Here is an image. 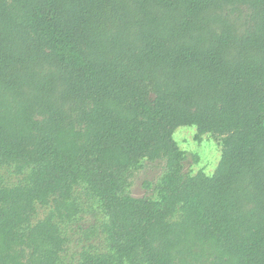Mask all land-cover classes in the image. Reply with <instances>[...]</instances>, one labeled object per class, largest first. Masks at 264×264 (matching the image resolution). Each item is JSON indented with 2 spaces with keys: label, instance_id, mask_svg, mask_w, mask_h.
Instances as JSON below:
<instances>
[{
  "label": "trees",
  "instance_id": "trees-1",
  "mask_svg": "<svg viewBox=\"0 0 264 264\" xmlns=\"http://www.w3.org/2000/svg\"><path fill=\"white\" fill-rule=\"evenodd\" d=\"M184 125L223 137L211 175L184 173ZM158 159L156 198L133 196ZM11 165L31 173L0 179V264H61L80 184L105 247L74 264H264V0H0Z\"/></svg>",
  "mask_w": 264,
  "mask_h": 264
},
{
  "label": "rangeland",
  "instance_id": "rangeland-1",
  "mask_svg": "<svg viewBox=\"0 0 264 264\" xmlns=\"http://www.w3.org/2000/svg\"><path fill=\"white\" fill-rule=\"evenodd\" d=\"M174 139L186 156L184 161L185 174L195 175L201 171L211 175L215 171L221 156L223 137L207 133L197 138V127L184 125L175 130ZM165 169L164 159L156 161L143 160L140 167L131 176L132 195L135 197L156 198V185ZM30 173L28 167L20 174L16 172L14 165L0 167V179L9 187L26 183ZM77 188V195L80 196L77 213L70 218L65 214L60 215V213H57L55 218V221L67 229L68 236L61 264L76 263L80 259L81 253L90 246L98 250H104L105 247L104 236L100 228L101 212L97 203L93 198L87 199L83 191L84 184H80ZM38 206V214L34 218V223L54 212L52 204ZM180 214V211H177L171 217V220L179 219Z\"/></svg>",
  "mask_w": 264,
  "mask_h": 264
}]
</instances>
